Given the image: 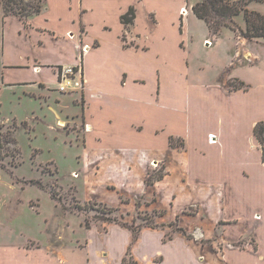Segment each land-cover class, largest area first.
Wrapping results in <instances>:
<instances>
[{
    "label": "rangeland",
    "instance_id": "374dc122",
    "mask_svg": "<svg viewBox=\"0 0 264 264\" xmlns=\"http://www.w3.org/2000/svg\"><path fill=\"white\" fill-rule=\"evenodd\" d=\"M147 1L152 3L146 8L160 14L162 30L158 35L143 31L144 11L138 29L148 33L146 41L155 52L175 56L179 74L185 67L180 56L184 51L190 83H218L217 76L227 75L231 90L241 82L247 90L264 85V38L243 36L244 13L227 21L215 35L193 11L201 0ZM62 2L44 1L45 12L53 20L49 30H55L59 39L48 37L41 48L25 37L18 15L4 17L0 4V89L4 87L0 136L5 139L0 152V264H264V226L254 223L251 205L243 202L247 189L239 178L229 184L222 202L220 187L184 177L189 170L201 174V160L215 156L195 137L186 152L171 153L166 167L147 152L118 154L124 149L109 139L100 143L90 137L85 143L87 127L76 117L82 107L73 101V90L64 94L58 84L46 93L45 101L35 100V94L24 90L27 87L13 91L3 86L4 77L25 76L19 71L3 73L5 63L18 60L17 50L41 57L58 52L73 58L74 42L63 34L71 23L64 19ZM97 4L104 5L90 19L99 33L101 13L114 21L117 9L107 0ZM248 10L264 15V0L252 2ZM60 14L62 22L56 19ZM73 14L74 10L68 15ZM54 73H47L50 81L55 80ZM143 75L146 94H151L156 73L148 67ZM208 102L212 115L216 106ZM146 108L153 119V107ZM196 111L204 115L201 108ZM154 125L153 120L147 124L139 140L141 150H165L167 132L156 137ZM176 131L185 129L180 125ZM182 142L175 139L179 149ZM51 188L60 196H54ZM256 233L259 253H254L259 250Z\"/></svg>",
    "mask_w": 264,
    "mask_h": 264
},
{
    "label": "crops",
    "instance_id": "0c3cea01",
    "mask_svg": "<svg viewBox=\"0 0 264 264\" xmlns=\"http://www.w3.org/2000/svg\"><path fill=\"white\" fill-rule=\"evenodd\" d=\"M44 1L39 14L21 20L25 25V37L36 40L39 48L49 41L48 37L52 38V41L59 39L55 30H49L48 24L53 20L51 15L45 12ZM63 1L61 9L62 13L64 12V19L70 20L71 23L63 34L66 33L64 38L68 37L69 42H74L71 44L74 48L73 58L69 60L67 55L58 52L53 56L41 57L20 53L17 50L15 58L18 60L5 63L3 73L5 75L7 72L19 71L25 76L17 80H6L4 77L3 86L13 91L27 87L24 90L35 94L37 97L35 100L46 101V93H52L51 89H56L59 84L63 68H80V73L73 82L72 93L75 94L73 101L82 107L76 117H81L82 124L87 127V131L84 132L85 143L90 137L100 143L103 139H109L112 144L120 145L118 147L124 149L118 151V154L147 152L157 160V163L164 161L168 167L171 153L186 152V148L195 137L197 142L207 146L209 153L213 152L215 156L201 160L203 164L201 174L195 175L189 170L184 177L220 187L223 194L222 202L229 191V184L239 178L247 189L243 194V202L251 205L254 223L264 226L263 152L262 145L254 133L257 124L264 122V85H261L259 90L257 88L231 90L228 86L231 79L227 75L217 76L215 79L218 83L213 81L190 83L189 63L185 64L184 51L180 56L185 67L183 73L179 74L175 56L171 59L170 54L155 52L146 41L148 33L146 31L142 33L138 29L140 14L144 11L146 17L143 31L149 30V35H158L162 30L163 22L158 11L145 6L152 3L150 1L107 0L112 6H116L117 12L112 14L116 21H113L109 14L101 13L99 33L94 32L95 23L90 17L98 6L104 5L97 4V1L102 0ZM131 7L136 10V19L134 24L125 26L121 17ZM73 10L75 14L70 17L68 14H72ZM61 16L62 14L56 18L59 22H62ZM179 32L181 36L184 35L181 27ZM161 40L165 44L167 41L165 35ZM244 57L249 58V54H244ZM173 59L175 61L172 62ZM148 67L154 69L156 73L154 82L151 81L155 91L151 94H146L147 83L143 75ZM50 70L55 72L54 81L47 77ZM3 89H0V92ZM56 101L62 102L60 99ZM208 101L216 106L212 115L209 113L211 105ZM146 106L153 107V119L148 118L150 114L146 111ZM199 108L204 110L203 116L197 113L196 110ZM152 120L157 124L153 127L156 137H160L161 132H167V145L164 151L141 150L144 148L139 140L144 137L142 134ZM180 125L184 127V132L176 131ZM210 135L215 137L214 144L210 143ZM171 138H182L185 147L173 148ZM130 147L133 150H130ZM206 154L204 153V156ZM256 235L257 233L255 239L259 250L253 252L259 253L260 243ZM249 252L252 253L250 250Z\"/></svg>",
    "mask_w": 264,
    "mask_h": 264
},
{
    "label": "trees",
    "instance_id": "16d2710c",
    "mask_svg": "<svg viewBox=\"0 0 264 264\" xmlns=\"http://www.w3.org/2000/svg\"><path fill=\"white\" fill-rule=\"evenodd\" d=\"M254 1L262 0H201L195 7L194 13L198 19L207 23L211 32L217 35L223 26L227 25V21H231L233 17L244 13L246 19V30L242 32L243 36L248 39L264 38V15L255 11H249L248 5ZM4 8V17L18 15L21 20H25L35 14H39L43 8V0H0ZM136 19V10L131 7L126 14L121 17L122 24L130 26L134 24ZM223 20V21H220ZM240 87L234 89H245L244 83H240ZM254 133L262 145L263 162H264V122H260L254 129ZM0 136V152L4 148L5 139ZM173 148H179L175 145V139H170ZM179 146L185 147L182 142ZM163 179V178H161ZM41 186L40 183H36ZM54 196H60L59 192L54 188L50 189ZM77 209L85 210L82 206ZM89 225V224H88ZM184 232V231H183Z\"/></svg>",
    "mask_w": 264,
    "mask_h": 264
},
{
    "label": "built area",
    "instance_id": "2783aa9c",
    "mask_svg": "<svg viewBox=\"0 0 264 264\" xmlns=\"http://www.w3.org/2000/svg\"><path fill=\"white\" fill-rule=\"evenodd\" d=\"M80 73V68L77 67H68L63 68L60 72V91L62 93H67L73 89V82L77 74ZM215 137L210 135L209 140L211 144H214Z\"/></svg>",
    "mask_w": 264,
    "mask_h": 264
}]
</instances>
